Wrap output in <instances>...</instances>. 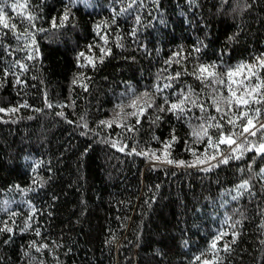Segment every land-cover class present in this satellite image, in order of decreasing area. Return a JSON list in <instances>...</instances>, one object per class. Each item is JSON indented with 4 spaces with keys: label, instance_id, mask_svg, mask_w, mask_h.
I'll list each match as a JSON object with an SVG mask.
<instances>
[{
    "label": "trees",
    "instance_id": "16d2710c",
    "mask_svg": "<svg viewBox=\"0 0 264 264\" xmlns=\"http://www.w3.org/2000/svg\"><path fill=\"white\" fill-rule=\"evenodd\" d=\"M13 2L5 9L10 22L29 35L17 40L0 31V108L18 109L0 112V228L13 229L0 232V264H201L213 259L210 244L220 232L228 233L215 253L220 264H264V175H257L264 156L253 162L247 152L213 167L231 148H209L207 137L192 136L213 116L207 122L232 130L213 106L227 88L197 79L198 69L215 65L227 79L229 70L264 55V0H95L86 8L19 0L27 7L16 12ZM17 12L30 13L31 24ZM258 73L264 80V70ZM156 85L163 88L158 106L190 92L205 111L186 103L191 110L180 118L156 108L139 124L128 118L133 131L101 125L117 105ZM208 131L213 141L220 135ZM173 136L172 159L199 163L207 152V162L176 166L129 154L160 155ZM245 179L251 191L233 200Z\"/></svg>",
    "mask_w": 264,
    "mask_h": 264
},
{
    "label": "snow or ice",
    "instance_id": "6c2138e0",
    "mask_svg": "<svg viewBox=\"0 0 264 264\" xmlns=\"http://www.w3.org/2000/svg\"><path fill=\"white\" fill-rule=\"evenodd\" d=\"M7 0L4 3H0V31L3 29H8L13 33L15 39L20 40L21 36L27 37L29 33L25 30L21 34L16 33L17 25L15 23L10 22V18L6 13ZM13 12H16L18 8H26L27 3L21 4L19 0H14V2L10 5ZM17 15L20 17L21 21H27L29 24L33 21L34 17L29 13L27 16L21 15L17 12ZM64 19H68L67 15H65ZM55 27V22L53 23ZM7 35V33H4ZM33 45L35 44V40L32 41ZM198 50V49H197ZM38 51V50H37ZM83 55V53H81ZM34 58L33 55H28L27 59L32 60ZM16 66H18L22 71H26L27 68L24 64H21L19 61L16 62ZM215 65H201L198 69L200 75H197V79L203 81H209L210 84H218L225 86L228 91L227 96L220 95V98L217 99L213 97V106L217 113H221L220 120L225 121L227 125L232 126V130H230L227 134L224 133V123H210L207 121H215L216 117H207L205 123H201L200 125L193 127L192 136L200 141L202 138L207 137V145L209 148H219V145L224 144L231 148L230 155H223L220 153L221 158L217 160V155H212L211 159L217 160V164L213 165V167H218L220 164H228L230 160H240L247 152H254L255 156L253 157V162L256 157L264 156V122H260V117L262 115V110H264V80L261 79L258 69L264 70V55L256 58V62L254 64H241L236 69L229 70L224 76L227 79L222 78L218 73L214 71ZM8 73H6L7 75ZM179 76V73H177ZM240 76L239 80L234 79V77ZM253 81H256L253 83ZM16 83H21L20 79L17 78ZM75 83V81H74ZM235 85V88L233 87ZM86 87V85H85ZM165 88L171 87V85H165ZM163 92V88L159 85H156L155 92L144 91L140 94L134 95L128 104L117 105V111L112 120L101 121V125L106 127H112L114 124L117 127L127 128L128 131L135 130L133 128L127 127L128 118L135 117L136 124L140 123V119L146 115L147 110L149 108H156L159 112H172L177 115V118H180L186 111H190L191 109H186L185 104L191 103L194 107H199L201 112L205 111V108L202 104H199L197 100L191 99V93H181V98L178 102H170L167 97L163 98V104H156V95ZM221 102L225 105V108L222 109L220 107ZM167 105V107H165ZM22 107H28V105H21ZM51 108L53 105L49 103L47 105ZM126 108H131L133 111L126 112ZM10 111L16 112L17 108L12 109H2L0 108V112ZM59 115L63 116V113H59ZM234 117V118H233ZM160 119L159 116L156 118ZM155 123V121H153ZM87 125H85L86 127ZM217 128L220 129L219 137L213 141V138L209 135V128ZM239 129V131H236ZM258 137L256 142H253L251 137ZM239 141V142H238ZM176 142L175 136L172 139L164 144V149L160 155H157L156 152H137L135 148H133L129 154L143 155L151 160H155L159 163H165L168 165H176V166H186V167H199L201 164L207 162V152L203 154L205 158H201L200 156L196 157L197 162L188 163L186 161L180 160L176 161L171 158V147ZM112 147H117V142H111ZM235 145V147H232ZM127 145L119 147V151H124ZM239 152V155H235V153ZM196 156V153L193 151L192 153ZM248 169L251 170V164H249ZM203 171H210L209 168H203ZM241 172L244 169H240ZM257 175H264V168H261ZM251 186L250 181L248 179L243 180L240 184L236 186L237 195L233 196L232 199L236 200L239 196H242L244 192H250ZM31 219V217H30ZM225 223H228L225 220ZM236 223H240V221H236ZM235 227V224L232 225ZM13 231L12 228L5 226L4 228H0V232H9ZM37 235H40V232L36 231ZM228 233L220 232L218 233L210 244V250L213 251L214 257L213 259H203L201 264H220V260L222 258L215 255L216 252L220 251L218 248L219 242L223 239L225 235ZM232 243H235V238L237 233H233ZM46 247V245H45ZM223 251L229 252L231 251L230 244L227 242L223 246ZM204 255V254H202ZM197 260H201V257H196Z\"/></svg>",
    "mask_w": 264,
    "mask_h": 264
},
{
    "label": "rangeland",
    "instance_id": "374dc122",
    "mask_svg": "<svg viewBox=\"0 0 264 264\" xmlns=\"http://www.w3.org/2000/svg\"><path fill=\"white\" fill-rule=\"evenodd\" d=\"M95 0H73V2L83 6V7H90V5H92V3L94 2ZM264 122V120H263ZM234 146V145H233ZM232 146V147H233Z\"/></svg>",
    "mask_w": 264,
    "mask_h": 264
}]
</instances>
